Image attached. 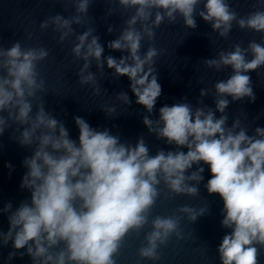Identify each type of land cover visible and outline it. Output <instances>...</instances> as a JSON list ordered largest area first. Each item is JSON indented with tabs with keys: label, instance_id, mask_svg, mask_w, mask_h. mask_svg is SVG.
Wrapping results in <instances>:
<instances>
[{
	"label": "clouds",
	"instance_id": "1",
	"mask_svg": "<svg viewBox=\"0 0 264 264\" xmlns=\"http://www.w3.org/2000/svg\"><path fill=\"white\" fill-rule=\"evenodd\" d=\"M92 2L71 0L74 15L65 18L57 13L41 21L39 27L43 31L51 26L59 33L60 43L75 36L71 54L83 62L76 73L77 82L90 86L93 95H100L102 87L90 70L93 61L102 74L106 63L113 70V79L127 76L135 102L147 113L142 123L148 133L174 145L175 150L158 149L151 155L143 135L133 145L108 128H93L79 116L74 117L78 142L71 139L64 123L45 110L44 101L32 114V101L45 91L38 64L47 59L49 51L43 46L22 47L19 40L9 48L0 47V113H7L0 115V136L11 127V121L22 130L19 137L10 138L33 150L22 161L27 171L20 184L30 192V201H21L14 211L11 202L0 209L8 214L9 222L8 231L0 232V244L7 246L11 241L14 249L7 260L19 254L21 258L28 255L32 264H118L126 237L131 233L139 236L147 227L150 230L144 232L137 256L156 264L161 249L173 236L185 239L182 219L193 224L209 213L205 202L199 207L180 206L176 211L182 215L153 217L160 186L166 188L169 198L199 197L203 165H207L211 178L204 187L209 195L222 199L221 226L231 230L217 249L220 264H260V249H264V127H255L248 135V126L239 117L229 126L226 110L230 103L245 98L254 103L257 98L249 73L264 67V0H258L254 10L244 16L229 0H115L125 12L132 11L117 38L107 44L110 50L126 53L119 59L103 55L95 28L77 34L73 27L84 23ZM114 13L109 7L107 15ZM196 16L224 39L235 24L241 30L261 33V41H249L247 47L238 42L231 50L204 59L205 67L217 72L230 68L231 75L215 82L214 91L200 89L197 105L202 106H194L184 97L160 107L158 119H152L162 94L156 61L166 51L154 46L155 30L165 21L174 25L178 17L187 29L194 30ZM114 31L109 24L107 32ZM144 41L149 46L142 53ZM103 90L107 94V89ZM209 95L215 108L203 103ZM115 100L125 107L117 112L115 105L101 106L108 118L123 114L132 103L124 91L116 94ZM242 114L248 118L247 113ZM6 167L12 169L11 164ZM20 249L26 252L18 253Z\"/></svg>",
	"mask_w": 264,
	"mask_h": 264
}]
</instances>
